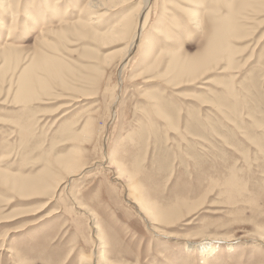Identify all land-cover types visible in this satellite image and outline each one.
I'll return each instance as SVG.
<instances>
[{"label": "rangeland", "instance_id": "obj_1", "mask_svg": "<svg viewBox=\"0 0 264 264\" xmlns=\"http://www.w3.org/2000/svg\"><path fill=\"white\" fill-rule=\"evenodd\" d=\"M93 2L0 0V264H264V0Z\"/></svg>", "mask_w": 264, "mask_h": 264}, {"label": "bare ground", "instance_id": "obj_2", "mask_svg": "<svg viewBox=\"0 0 264 264\" xmlns=\"http://www.w3.org/2000/svg\"><path fill=\"white\" fill-rule=\"evenodd\" d=\"M104 1L105 0H94V2L91 4V6H90V8H93V9H100V10H102V8H104ZM150 2V0H148V4L146 5V7H148L149 6V3ZM18 6H19V3H17L16 4V7L18 8ZM9 7V6H8ZM145 7V9H147V12H149V8H146ZM12 9H13V7H11ZM92 9V10H93ZM14 10V9H13ZM143 13V12H142ZM147 14H149V13H147ZM17 16H18V13L17 12H15V10L14 11H12V17H13V19L15 20L16 18H17ZM142 16V15H141ZM94 18H97V17H94ZM127 19V18H126ZM13 22V21H12ZM94 22L95 21H92V24H94ZM127 24V23H126ZM144 24V23H143ZM83 27H89V26H87V25H89V24H81ZM121 25H123V23L121 24ZM124 25H125V22H124ZM13 26H15V24H13ZM128 26V25H127ZM126 30V29H125ZM134 49H132L130 52H128V54L129 55H131V52L133 51ZM73 157V156H72ZM69 158V159H67V160H64V162L62 163H60V165H62L63 166V168L65 169H63L64 171H67L68 173H70V174H72V175H75V174H73L74 173V167L76 168V166H78V164H80V162H78V160H76V158ZM111 168V167H110ZM76 171H77V169H76ZM78 172V171H77ZM120 172V171H119ZM121 173V172H120ZM121 176H122V178L124 177L123 176V174L121 173L120 174ZM125 178V177H124ZM40 182V181H39ZM41 183V182H40ZM39 184V183H38ZM42 184V183H41ZM43 184H45L44 182H43ZM20 185V184H19ZM23 185H25V182H24V184ZM129 185V184H128ZM30 187L29 188H31V189H29L28 191H31V192H33L34 190H36V188H34V187H36V186H38L37 185V183L35 184V183H33V185L31 184V185H29ZM42 186V185H41ZM129 186H131V188L130 187H128L129 188V191L131 192L132 191V198L134 199V201H136V202H134V203H136V204H138L140 207L139 208H142L141 209V211H142V213L145 215V214H148L149 216H151V220H152V223L153 224H156L157 222L156 221H160L159 220V218H160V216H158L157 215V213H150L149 212V209L146 207V206H141V204H140V202H139V200H140V198L138 199V187L136 186V185H132L131 184V182H130V185ZM39 187V186H38ZM132 187H133V189H132ZM25 188H27V187H25ZM40 189V188H39ZM39 189H37L36 191H38V193L39 192H41V191H43V190H41V191H39ZM42 189H43V187H42ZM35 191V192H36ZM134 191V192H133ZM49 203V202H48ZM76 204V203H75ZM76 205H79V204H76ZM88 214L90 215V213L88 212ZM96 223V222H95ZM95 230L96 231H100L99 230V226H95ZM102 232V231H101ZM99 233V232H98ZM104 238H103V234H101V236H100V242L101 243H104ZM199 244H201V242L200 243H197L196 244V246H198ZM201 245H203V246H205V245H207V244H201ZM187 247V246H186ZM206 248V247H205ZM210 248H216V247H211L210 246ZM188 249H189V251H191V250H194L195 249V246H194V248H193V245L191 244V245H189L188 246ZM101 250V249H100ZM212 250H214V249H212ZM101 252V251H100ZM209 252H212V251H210L208 248H206V249H203V254H205L206 256H208L209 255ZM102 254V253H101ZM101 256V255H100ZM102 258H106L105 257V254H104V252H103V255H102ZM102 260V259H101ZM103 261V260H102ZM92 262V261H91ZM81 264H92V263H90V260H88V258H86V256H83V258L81 259ZM100 264H113V263H111V262H109L107 259H104V261L102 262V263H100Z\"/></svg>", "mask_w": 264, "mask_h": 264}]
</instances>
